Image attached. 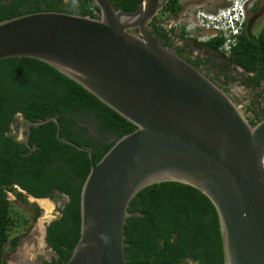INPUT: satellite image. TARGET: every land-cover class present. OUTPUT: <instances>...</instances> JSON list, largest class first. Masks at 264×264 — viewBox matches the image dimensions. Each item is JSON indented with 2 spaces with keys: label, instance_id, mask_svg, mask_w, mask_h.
I'll list each match as a JSON object with an SVG mask.
<instances>
[{
  "label": "water",
  "instance_id": "95a60500",
  "mask_svg": "<svg viewBox=\"0 0 264 264\" xmlns=\"http://www.w3.org/2000/svg\"><path fill=\"white\" fill-rule=\"evenodd\" d=\"M92 2L96 18L41 11L0 22V60L41 61L136 127L94 164L90 148L60 137L56 117L27 122L26 144L31 126L52 121L57 139L91 162L80 191L79 238L65 264H128L129 204L161 182L188 185L209 199L224 264H264V118L251 125L224 90L159 44L149 28L159 0H141L132 10ZM55 219L45 222L46 246Z\"/></svg>",
  "mask_w": 264,
  "mask_h": 264
},
{
  "label": "trees",
  "instance_id": "16d2710c",
  "mask_svg": "<svg viewBox=\"0 0 264 264\" xmlns=\"http://www.w3.org/2000/svg\"><path fill=\"white\" fill-rule=\"evenodd\" d=\"M110 1L115 9L132 10L141 0ZM181 9L178 0H167L149 23L159 44L171 50L174 38L187 36L186 23L176 34V29L165 26V17H176ZM41 11L99 16L92 0H0V22ZM192 42L252 73L246 85L255 88L264 80V27L256 36L244 28L228 56L220 49L221 37ZM187 46L175 49L176 54L182 56ZM184 59L196 68L202 63ZM246 113L253 117H248L251 125L264 118V110L253 106H247ZM18 114L24 127L27 122L56 117L60 137L90 148L94 164L136 127L41 61L26 57L0 60V264H7L3 258L6 249L14 251L20 244V236L14 235L17 228L28 227L30 218L34 222L40 216L38 206L26 197L53 200L56 195H66L67 202L46 229V244L56 258L42 263L65 264L79 238L80 191L91 162L86 152L57 139L52 121L31 126L27 144L18 141L12 131L18 127ZM8 193L33 211V216L15 211ZM128 212L124 226L128 264H224L217 213L200 191L177 182L153 184L135 195Z\"/></svg>",
  "mask_w": 264,
  "mask_h": 264
},
{
  "label": "rangeland",
  "instance_id": "374dc122",
  "mask_svg": "<svg viewBox=\"0 0 264 264\" xmlns=\"http://www.w3.org/2000/svg\"><path fill=\"white\" fill-rule=\"evenodd\" d=\"M165 0H159V5ZM182 6L180 13L176 17H165V26L170 29H176V34H180L183 26L182 24L186 23L184 31L187 33V36L184 39H175L179 43H193L192 40L195 39L198 42L206 41L207 32L205 29L197 28L200 25V19L197 20L200 14H215L223 3H226L230 0H178ZM232 1V0H231ZM264 4V0H262ZM264 26V15L259 23L251 26V33L257 35L261 28ZM178 38V37H177ZM206 51L201 49H194L193 53L195 55L205 54ZM213 55L210 53V56ZM236 86L238 96L234 98V102L240 107L243 114L245 113L244 109L248 106H253L255 109H261L264 107V92H259L262 89L251 90L243 89L241 83L236 82L233 84ZM247 117L251 118L248 113ZM253 118V117H252ZM250 121V120H249ZM18 127L13 129V133H16V138L18 141H22L23 137L21 135L24 126L23 120L18 116ZM29 203H34L40 209V216L34 222L29 219L28 227H18L14 235L20 236V244L14 250L10 251L6 249L3 258L7 264H42L44 261H52L56 258L54 252L42 241V228L45 225L46 219H53L57 217L60 213V208L67 202V199L64 196H57L52 201H46L51 203V208L48 209L41 201V199H33L31 197H26ZM8 199L13 202L14 210L18 212L25 213L27 217L33 216V211L26 210L24 204L20 201L15 200V197L8 193ZM48 200V199H46ZM44 201V200H43ZM49 203V204H50ZM194 264V263H189Z\"/></svg>",
  "mask_w": 264,
  "mask_h": 264
},
{
  "label": "flooded vegetation",
  "instance_id": "af4514ba",
  "mask_svg": "<svg viewBox=\"0 0 264 264\" xmlns=\"http://www.w3.org/2000/svg\"><path fill=\"white\" fill-rule=\"evenodd\" d=\"M166 1L161 3V6H165L166 5ZM230 1L223 3L221 5L220 8H224L226 6H228L230 3ZM180 3V2H179ZM181 5V4H180ZM256 9L255 10H249L247 13V18H246V22H245V27L246 30L251 26L257 24L260 22V20L263 18L264 15V4L262 3V0H258L255 3ZM159 8V10H160ZM219 8V9H220ZM216 12V11H215ZM251 31V30H250ZM256 36V35H255ZM182 40V39H181ZM185 43H179L178 40L173 41V45H172V51L175 52V49L177 48H181L183 47ZM201 49V47L197 46L194 42L193 43H188V46L184 49V51L181 52L180 57L182 58H188L192 61L196 60V59H200L202 61V63L199 65L198 69L204 74L206 75L212 82H214L219 88H221L222 90H224L230 97L231 99L234 101L233 97H237L238 94L236 92L237 89L235 85L236 82L241 83V87L243 89H251V90H260L259 92H264V80L260 81V85L257 87H252L251 85H246L245 81L247 79V77L252 76V73H248L246 71H243L241 68H239L238 66L234 65L233 63H231V61L228 58L219 56V55H215L211 52L206 51L205 49H203L205 52V54H200V55H195L193 53L194 49ZM176 53V52H175ZM210 53L213 54L210 56ZM226 56V55H225ZM248 106V105H247ZM246 106V107H247ZM246 107L244 109L245 113V117L248 119V117L246 116ZM257 111L260 110H264V107H262L261 109H256ZM249 120V119H248ZM24 122V120H23ZM26 130L27 132V125L24 127L23 131ZM23 131L21 133L23 139L22 141H24L26 134H23Z\"/></svg>",
  "mask_w": 264,
  "mask_h": 264
},
{
  "label": "built area",
  "instance_id": "2783aa9c",
  "mask_svg": "<svg viewBox=\"0 0 264 264\" xmlns=\"http://www.w3.org/2000/svg\"><path fill=\"white\" fill-rule=\"evenodd\" d=\"M251 1L256 0H232L231 4L219 9L215 14H200L197 17V20L200 19V25L197 28L205 29L208 33L206 40L215 36L223 39L220 49L226 56L231 53L244 29L247 10L252 7ZM248 3L249 5L246 7ZM262 165L264 168V155Z\"/></svg>",
  "mask_w": 264,
  "mask_h": 264
},
{
  "label": "bare ground",
  "instance_id": "6f19581e",
  "mask_svg": "<svg viewBox=\"0 0 264 264\" xmlns=\"http://www.w3.org/2000/svg\"><path fill=\"white\" fill-rule=\"evenodd\" d=\"M42 201V203L45 205V206H47L48 207V209L49 208H51V203L50 202H46V201H50V200H46V199H41ZM44 200V201H43ZM50 203V204H49ZM50 219V218H49ZM48 219H46V221H47ZM45 221V222H46ZM44 228V227H43ZM43 228H42V232H43ZM42 238H43V233H42Z\"/></svg>",
  "mask_w": 264,
  "mask_h": 264
},
{
  "label": "clouds",
  "instance_id": "9594fccd",
  "mask_svg": "<svg viewBox=\"0 0 264 264\" xmlns=\"http://www.w3.org/2000/svg\"><path fill=\"white\" fill-rule=\"evenodd\" d=\"M257 1H258V0H256V1H251V2H250V4L252 5V7L254 6V4H255ZM231 2H232V1L230 0L229 3L231 4ZM246 3H247V2H246ZM248 5H249V3L246 4V7H247ZM252 7H251L250 9L248 8L247 13H248L249 10L252 9ZM224 8H225V7H224ZM220 9H222V8H220ZM218 10H219V9H218ZM218 10H217V11H218ZM217 11H216V13H217ZM263 27H264V26H263Z\"/></svg>",
  "mask_w": 264,
  "mask_h": 264
}]
</instances>
